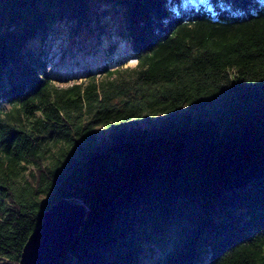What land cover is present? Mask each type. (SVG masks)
Segmentation results:
<instances>
[{
	"label": "trees",
	"instance_id": "16d2710c",
	"mask_svg": "<svg viewBox=\"0 0 264 264\" xmlns=\"http://www.w3.org/2000/svg\"><path fill=\"white\" fill-rule=\"evenodd\" d=\"M91 1L0 0V264L62 197L59 264H264V0H107L138 66L59 87L30 45Z\"/></svg>",
	"mask_w": 264,
	"mask_h": 264
},
{
	"label": "rangeland",
	"instance_id": "374dc122",
	"mask_svg": "<svg viewBox=\"0 0 264 264\" xmlns=\"http://www.w3.org/2000/svg\"><path fill=\"white\" fill-rule=\"evenodd\" d=\"M122 21V12L112 3L92 0L86 20L58 22L45 41L36 39L30 46L44 51L57 86L86 83L82 73L87 68L98 70L105 64L111 70L138 66L139 60L132 55L128 39L121 32ZM96 130L100 139L107 134L102 126ZM151 255L148 252L146 261H151Z\"/></svg>",
	"mask_w": 264,
	"mask_h": 264
},
{
	"label": "water",
	"instance_id": "95a60500",
	"mask_svg": "<svg viewBox=\"0 0 264 264\" xmlns=\"http://www.w3.org/2000/svg\"><path fill=\"white\" fill-rule=\"evenodd\" d=\"M89 208L78 197H62L43 215L42 223L31 233L19 264H59L68 252Z\"/></svg>",
	"mask_w": 264,
	"mask_h": 264
},
{
	"label": "bare ground",
	"instance_id": "6f19581e",
	"mask_svg": "<svg viewBox=\"0 0 264 264\" xmlns=\"http://www.w3.org/2000/svg\"><path fill=\"white\" fill-rule=\"evenodd\" d=\"M97 14H98V13H97ZM99 66H100V65H99ZM99 66H98V67H99ZM98 69H99V68H98Z\"/></svg>",
	"mask_w": 264,
	"mask_h": 264
}]
</instances>
